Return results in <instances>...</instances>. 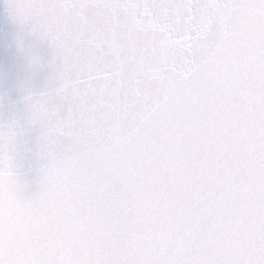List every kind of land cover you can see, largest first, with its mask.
I'll return each instance as SVG.
<instances>
[{
    "label": "snow or ice",
    "instance_id": "obj_1",
    "mask_svg": "<svg viewBox=\"0 0 264 264\" xmlns=\"http://www.w3.org/2000/svg\"><path fill=\"white\" fill-rule=\"evenodd\" d=\"M6 3L53 74L0 114V264H264V0Z\"/></svg>",
    "mask_w": 264,
    "mask_h": 264
}]
</instances>
